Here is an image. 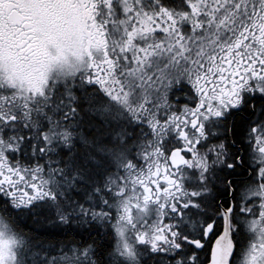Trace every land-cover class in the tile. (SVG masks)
I'll use <instances>...</instances> for the list:
<instances>
[{
  "label": "snow or ice",
  "instance_id": "snow-or-ice-1",
  "mask_svg": "<svg viewBox=\"0 0 264 264\" xmlns=\"http://www.w3.org/2000/svg\"><path fill=\"white\" fill-rule=\"evenodd\" d=\"M0 264H264V0H0Z\"/></svg>",
  "mask_w": 264,
  "mask_h": 264
}]
</instances>
